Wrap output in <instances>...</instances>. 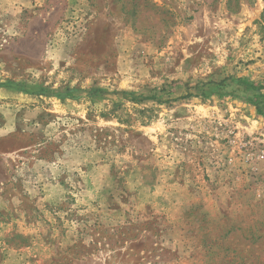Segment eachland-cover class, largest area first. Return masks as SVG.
I'll return each mask as SVG.
<instances>
[{"label": "rangeland", "instance_id": "rangeland-1", "mask_svg": "<svg viewBox=\"0 0 264 264\" xmlns=\"http://www.w3.org/2000/svg\"><path fill=\"white\" fill-rule=\"evenodd\" d=\"M0 264H264V0H0Z\"/></svg>", "mask_w": 264, "mask_h": 264}]
</instances>
